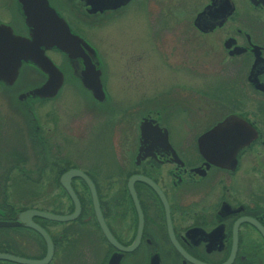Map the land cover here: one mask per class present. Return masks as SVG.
Wrapping results in <instances>:
<instances>
[{
  "label": "flooded vegetation",
  "instance_id": "flooded-vegetation-1",
  "mask_svg": "<svg viewBox=\"0 0 264 264\" xmlns=\"http://www.w3.org/2000/svg\"><path fill=\"white\" fill-rule=\"evenodd\" d=\"M46 6L92 47L94 63L79 25L108 24L109 38L123 39L124 23L141 27L142 9L168 69L215 66L220 78L201 91L187 80L157 85L128 131L134 111L115 101V83L107 90L102 66L99 100L79 79L82 59L73 66L55 48L39 47L62 74L53 96L28 94L47 79L36 65L22 61L9 83L0 64V101L26 125L0 130V264H264V0H109L101 10L0 0V52L12 37L32 40L27 20L44 23ZM65 78L99 116L96 128L78 119V131H44L37 106L59 124L51 103Z\"/></svg>",
  "mask_w": 264,
  "mask_h": 264
},
{
  "label": "rangeland",
  "instance_id": "rangeland-1",
  "mask_svg": "<svg viewBox=\"0 0 264 264\" xmlns=\"http://www.w3.org/2000/svg\"><path fill=\"white\" fill-rule=\"evenodd\" d=\"M152 10V7L149 8V12ZM144 15L141 9V27L137 21L122 25L126 28L125 31L121 30L122 32L120 33L123 39L118 38V36L109 38L108 24L101 25L97 31L96 29L89 31V28L79 25L80 29H83L87 35L76 29L83 38L96 48L103 71L102 79L105 80L104 84L107 90H111L112 83H115L114 86L117 90L115 96L119 98H117L119 101H115L121 105H129L130 111H134L129 117L128 131H137L138 113L141 112L138 108V106H141V95L151 94L157 85H165L169 82L180 83L187 80L191 82L194 90L201 91L204 88V84L207 83L206 81L217 82L220 78L218 67L215 66L211 67L208 72L168 69L155 50L149 29L151 23H148L143 18ZM176 15L180 16V10H177ZM122 26L120 24L116 25L117 28ZM51 57L57 64L62 66L56 55L51 54ZM199 59L200 56L194 54V61ZM124 81L126 83L127 81L136 82L137 87L135 85L133 86L135 88L125 87ZM72 86L71 81L65 78L60 94L61 97L51 103L60 108L59 124L53 126V128L50 121L44 117L45 105L37 106L40 118L43 121L44 131L45 127H49L50 131H78V119L81 120L82 127L90 122L92 126V121L95 128L99 124V116L96 115V112L87 109L85 107L86 103L84 104L82 100V104L80 100H77L75 88ZM3 91L0 89V96H5ZM194 93L196 97L202 98L200 92ZM4 102L0 104V130L9 131L16 123L21 127H26L22 114L11 112L8 104ZM198 117L201 118V122L204 121V118L199 113L196 118ZM104 120L107 122L109 118L106 116ZM61 122L62 125H60Z\"/></svg>",
  "mask_w": 264,
  "mask_h": 264
},
{
  "label": "water",
  "instance_id": "water-1",
  "mask_svg": "<svg viewBox=\"0 0 264 264\" xmlns=\"http://www.w3.org/2000/svg\"><path fill=\"white\" fill-rule=\"evenodd\" d=\"M126 1L119 0V2ZM85 2L91 6L92 10H101L108 6L109 0H97L98 5L94 4L95 0H85ZM46 9L49 10V18L44 23L27 20V24L33 27L32 40L12 37L11 51L0 52V64L3 65L2 72L8 74L7 77L1 78L11 83L15 79L21 62L29 61L45 72L47 79L39 87L30 90L28 94L39 97H49L56 94L62 83V74L51 60L42 54L39 47L44 45L45 47L55 48L62 52L67 61L73 66L76 60L81 58L83 68L79 73V79L82 85L89 89L95 98L101 100L103 98L100 83L101 65L97 61H95L96 64L92 61L94 57L92 47L77 34L72 33L65 21L57 16L52 8L46 6ZM229 12H231V9L227 11V14ZM202 13L199 15H202ZM35 27L37 28L38 35L36 34ZM221 126L222 124L218 123L215 128ZM139 130L144 131L141 124ZM93 203L95 206V200H93Z\"/></svg>",
  "mask_w": 264,
  "mask_h": 264
}]
</instances>
